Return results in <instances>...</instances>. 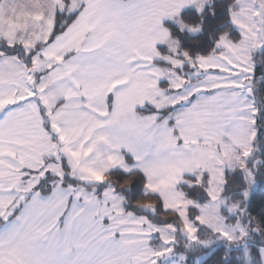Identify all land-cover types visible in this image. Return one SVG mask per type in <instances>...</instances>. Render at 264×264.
<instances>
[{"label": "snow or ice", "instance_id": "snow-or-ice-1", "mask_svg": "<svg viewBox=\"0 0 264 264\" xmlns=\"http://www.w3.org/2000/svg\"><path fill=\"white\" fill-rule=\"evenodd\" d=\"M55 4L34 39L0 34V193L9 194L0 196V264H264V0H184L176 14L199 22L175 25L181 40L215 29L220 4L229 30L214 42L217 55L198 57L206 76L184 78L146 117L119 103L127 82L116 79L119 66L131 62L124 29L98 20L90 0ZM50 88L63 97L64 127L80 133L77 147L88 146L99 171L77 175L71 163L65 171L43 161L61 159L63 129L51 119L41 126L56 138L49 132L36 163L5 162L17 157L5 137L16 132L18 110ZM113 173L141 177L158 202L133 203L137 181L118 188L107 183ZM161 212L174 220L156 224Z\"/></svg>", "mask_w": 264, "mask_h": 264}, {"label": "rangeland", "instance_id": "rangeland-1", "mask_svg": "<svg viewBox=\"0 0 264 264\" xmlns=\"http://www.w3.org/2000/svg\"><path fill=\"white\" fill-rule=\"evenodd\" d=\"M6 13L10 14V12ZM2 14L0 12V17H2ZM173 18L174 17H171L170 20ZM159 19V16L156 17L155 15H152L147 16L146 19H139L136 22L123 21L116 23V25H119L124 29L127 56L131 61L130 63H123L119 66L120 74L116 77V79L120 81H127L126 83H121L120 87L117 89L119 103L126 111L132 110L138 117L149 116L155 111V105H164L168 103L169 99L176 95L175 88L183 81L184 78H193L195 73L199 72L200 78L203 79L206 76V73L199 68L198 57H211L217 55L216 52H211L207 55H199L196 58L191 57V59H189V55L186 57L184 52L179 53V49H177V51L174 49L176 43L173 40L168 39L164 40V42H161L160 40L158 44L156 39L161 37V33H159L157 37L153 38L154 34H156V30H153V27H157ZM6 25H8V27L4 28V31L2 30V34L5 33L8 37H10L12 35V31L14 32V25L8 23ZM165 32L166 34L169 32L168 27L165 28ZM0 42H2V40H0ZM160 46H167L170 50H172V52L163 51ZM132 57H135V59H131ZM147 57H150V59H147ZM194 62L196 63L195 69L192 67ZM41 75L43 76L44 81L50 80V77L47 75H43V73H41ZM196 82L198 81L193 79V83ZM52 87H55V85ZM36 95H38V98L42 97L41 102L44 105L45 115L49 113L52 116L54 123L61 124V128L63 129V131H61V136L64 137V143L58 144L56 149L59 152L61 159L57 161L55 158L51 161L48 159L45 160L44 158L43 161L56 168H59L64 161V167L66 166L64 169L65 171H70L68 166L69 163H71L72 169L76 170L77 175H91L93 172L99 171V167L94 166L92 157H86L88 146H85L83 152H81V150L77 147L80 142L77 137H80V133L75 129H68L64 127L60 118L62 106L57 108L55 107L60 102H57L58 98L52 95L51 88L45 93L37 92ZM43 98L46 100V103ZM51 107H53L54 111L51 110ZM53 130L54 133H56V130ZM86 131L87 129H85V132ZM82 138L83 137H80V139ZM74 141L75 143H73ZM39 143L40 139L38 140V143L35 142L34 144H27L23 148L18 146L16 149L17 157L14 159L11 156H6L4 157L5 162H10L13 165L18 163H36L38 160L37 148ZM30 147L34 148L35 153L31 158L24 156L22 159V156L27 154L30 150ZM72 149H75L74 155L72 154ZM47 150H49V142L46 143V151ZM29 154H32V151H30ZM93 155L95 156L97 154L93 153ZM101 163H103V158H101ZM188 167L194 168L195 166L193 163H190ZM25 171H29V169L27 168ZM195 171L198 172L199 169H195ZM186 176L184 177L185 180ZM107 183L112 185L109 180ZM176 188L178 191H183L180 184L176 185ZM7 195L9 194L0 193V196ZM156 224L161 226L165 225L160 223ZM176 235L180 245L184 243L180 234L177 233ZM159 244V236L154 235L152 245L156 247L159 246ZM164 264H168V262L165 261Z\"/></svg>", "mask_w": 264, "mask_h": 264}, {"label": "crops", "instance_id": "crops-1", "mask_svg": "<svg viewBox=\"0 0 264 264\" xmlns=\"http://www.w3.org/2000/svg\"><path fill=\"white\" fill-rule=\"evenodd\" d=\"M182 2L184 0H90V4L94 3L96 5V18L98 20L107 18L114 24L123 21L136 22L152 15L159 16L157 27H153V30H156L153 38L161 33V37L156 39L158 44L160 40L164 42V40L169 39V32L167 34L165 32L167 25L164 21H170L171 17L175 18L177 7ZM196 2L197 4L203 3V0H196ZM55 9V0H0V12L1 14L3 12L2 17H0V34H2V30L4 31V28L8 27L6 25L8 23L14 25V32L12 31V35L8 37L9 39L17 38V41L19 38L25 40L34 39L36 34L46 31ZM6 12H10V14ZM41 16L44 19H41ZM17 45L20 46L19 42H17ZM40 66L43 67V64ZM37 96L30 103L24 105L22 109L18 110L21 114L17 120L16 132L6 135L5 145L12 141L16 143L17 147L21 142L26 146L35 142L38 143L40 139L37 148L39 156L41 150L46 151L48 135L49 132L52 133V129H49V132L44 131V127L41 126V120L43 119L44 126H47L49 119L53 123L54 120L49 113L45 115L44 105L41 102L42 97L38 98ZM44 101L46 103L45 99ZM57 102L60 103L55 106L56 108L62 106L64 103L63 97H59ZM51 110L54 111L53 107H51ZM52 135L54 136L55 134ZM30 151H32V154H29ZM34 153V148L30 147L27 154L22 156V159L24 156L31 158Z\"/></svg>", "mask_w": 264, "mask_h": 264}, {"label": "trees", "instance_id": "trees-1", "mask_svg": "<svg viewBox=\"0 0 264 264\" xmlns=\"http://www.w3.org/2000/svg\"><path fill=\"white\" fill-rule=\"evenodd\" d=\"M201 3L197 4L198 6L201 5ZM218 9H220V17L218 19H220L222 22L217 23L215 29H212L208 26V24L205 25V31L197 36H193L190 33H185L183 36V39L181 40L179 37V32L178 29L175 25L177 24H195L198 23V19L197 17H195V15H193L191 12L187 13L184 17H180L178 15L175 16V18H173L170 21H173L174 24L172 23H166L167 27L169 28V39L173 40L176 45L175 48L176 51L177 49H179V53L181 52H185L187 51L188 55L190 57H198L199 55H207L211 52H215L213 45L215 40L217 39V36L219 35V33L221 31H228L229 30V25L227 24L226 20L223 19L224 18V13H223V4L217 5ZM211 23V22H209ZM3 42V41H2ZM160 48L163 49V51H167V52H172V50H170L167 46H160ZM183 50V51H182ZM17 51H20V46L17 45ZM146 111V109H145ZM47 122V121H46ZM52 134L54 133V130L52 129ZM53 138L55 139V135L53 136ZM49 142V141H47ZM45 158V160H51L55 159V157H51V159L49 158V156L46 154L43 159ZM63 165H65L64 161L62 162ZM66 167V166H65ZM64 167V169H65ZM23 170H27V168H23ZM22 170V171H23ZM125 179H135L137 181V189L136 191V200L133 201V203H143V202H147V201H152L153 203L158 202V197L155 194L149 193L147 195L144 194V189L142 187H140V185H142L143 180L141 179V177L136 176V177H131V178H125L120 176L117 173H113L110 175V177L108 178L109 182L112 185H116L118 188L120 186L124 185V181ZM190 180L191 176L187 175L186 176V180ZM180 187L183 191H186L187 189H185L183 187V184H180ZM236 187H239V185H236ZM257 200H259V197H257ZM153 220L155 223H160V224H167L169 221H173L174 217L171 213H158L155 214L153 217ZM183 244H181V248L183 247ZM218 247H220L221 249H223L224 245L221 243L219 245H217ZM233 255H235V253H233Z\"/></svg>", "mask_w": 264, "mask_h": 264}]
</instances>
